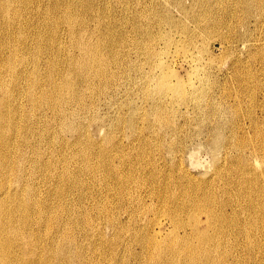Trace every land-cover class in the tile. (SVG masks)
Returning a JSON list of instances; mask_svg holds the SVG:
<instances>
[{"label":"rangeland","instance_id":"obj_1","mask_svg":"<svg viewBox=\"0 0 264 264\" xmlns=\"http://www.w3.org/2000/svg\"><path fill=\"white\" fill-rule=\"evenodd\" d=\"M244 1L249 3L245 2L243 4ZM214 2L213 0H201V2L200 0H92L91 4L96 7L83 12L86 20V34L96 38L101 35L107 36V32L110 30L109 32L113 37L115 34V37H119H117L119 41L115 40V43H113V37L108 39L109 42L102 43L103 53L105 57L109 58H107L109 74L114 72V74H118H116L118 77L111 80V83H109L111 86L108 85L105 89L106 92H103L104 94L98 91L96 85H92V87L80 83L77 86L78 89L75 88L78 92L81 91L84 95L86 94L84 101L86 108L77 115L78 118L71 119L75 126L71 130L62 129L60 127L61 119H59L61 116L55 117L54 113L47 109L48 107L44 108L45 112L43 111V114L47 116H43L44 122L42 119V121L38 120V123L35 120V127L37 128L34 127V135L36 137L33 135L30 138V140L32 139L31 144L33 147L35 146L37 152L35 150L32 154V150L26 149L29 154L25 159H27V163L32 164H30L32 167L25 162L26 164L22 168L24 171L21 170L20 172H23L22 175H26V184L35 186L34 189L40 196V198L37 196V203L39 205L42 203L39 207L43 206L41 209H43L42 212H45V214L44 212L42 214L45 217L42 216L40 220L42 221L41 230L44 229L43 232H45V220L48 219L50 213L52 216L55 214L60 216L59 219H55L57 215L54 217V225L66 221L70 223L72 220L74 222L73 224L71 221L73 224L71 228L72 235L82 244L83 254L89 256L88 259L90 258L85 264H91V260L92 264H137L138 262L148 264L146 249H143L140 241L142 238L146 239L151 232L155 233L156 231H160L163 237L170 236L168 232L174 226L173 218L170 217L168 212L173 205L172 196L175 195L177 201L187 200L188 198L197 200L201 205L204 204L207 196H210L219 205L217 203L218 199L219 201L221 198L229 199L225 190L231 189L234 191L236 188L240 189L241 187L239 184L236 187L233 182L237 180L238 175L242 172H244L243 175H246L248 170L245 171V168L239 169L237 165V163L240 164L238 154L233 151L231 146L234 139L247 138L252 140L253 144L257 143L258 140L255 138L256 129L251 126V118H257L260 127L264 128V0H214ZM205 10L206 12H204ZM26 14L28 13L23 11L21 14L23 18L21 16L22 19H20L23 23L17 25L26 24L28 18ZM169 14L170 16H168ZM200 14H204L203 18ZM35 16L36 14L31 13L29 19L37 18ZM97 17L99 20H96ZM215 18L220 20L221 24L218 23L220 25L211 22ZM0 20L2 21V17ZM165 20L167 21L164 22ZM15 23H18V21ZM97 24L98 26H96ZM28 25L32 26L31 24ZM202 25L203 27H201ZM209 26L211 30L208 28ZM67 28L68 26L65 25L58 28L56 37L59 43L52 40L49 42L46 38L45 40L42 39V42L32 44L35 48L31 50L41 51V61L39 63L43 73L50 66L51 49H56L53 56L57 55L59 60L57 67L60 65V68L65 67L68 54L80 55L79 49L77 50L76 47L71 46L70 38H67L65 34ZM204 28L208 30H204ZM46 30L47 28L43 30L46 32H44V36L48 37L50 35ZM203 31L204 33H202ZM195 33L196 35H194ZM230 33L233 34L230 35ZM167 35L168 37H166ZM59 36H62L61 42ZM194 37L196 38L194 39ZM47 48H51L49 52ZM57 49H62L60 50L61 53H56ZM66 50L67 52H65ZM28 51L30 52L25 47V54L30 56L31 53L28 55ZM112 58L114 59L112 60ZM130 65L132 68H130ZM163 65H166L167 68L163 69ZM23 66L31 68V63L22 65L20 68ZM163 71L170 77L175 89L174 91L169 90L170 93L166 95L165 99L156 100V98H153L156 95L154 84L148 79H150V76L158 75ZM192 81L200 86L198 92L200 94L197 101L191 100L186 105L181 101V92L184 89L187 90ZM94 86H96L95 89ZM26 88L27 86L24 89ZM19 100H22L25 104L23 110L26 113L30 112L27 100L22 97ZM156 103L157 105H155ZM76 105L77 102H73L69 105L71 107H68L74 109ZM151 107L152 109H150ZM209 112L212 114L210 115ZM46 118H49V120ZM24 122L23 120L22 123L24 124ZM160 122L163 123H161L163 127ZM26 123L29 124L30 122ZM39 123L43 127L40 128ZM205 124L210 125L206 126ZM204 125L206 128H204ZM134 126L135 128H132ZM40 129H43V132ZM37 130L43 135L45 134L44 138L40 137V139L36 135L38 134L36 133ZM246 154L249 156L248 151ZM248 158L250 159L251 169H254V166L257 167L256 164L252 163L253 159L250 156ZM36 159L41 162H48L49 167L43 166L41 168L40 165L36 167L33 165V160ZM105 161L106 165L103 164ZM261 162L264 164V154H261ZM263 164L261 165L264 166ZM98 165L100 166L98 167ZM28 167L32 169L30 170ZM261 181L262 192L264 189V174L261 175ZM150 188L151 190L152 188L161 190L162 193H165V196L169 197V200L162 203L163 199L158 201L156 198L154 202L152 201V204L148 198L143 199ZM253 195L255 196L257 193ZM200 196H202V199ZM247 202H243V204H247ZM179 212V215L176 216L179 221L184 220V223H193L194 218L186 215L187 212ZM198 217L205 220L206 214L200 211ZM111 218L112 220H110ZM110 221H113V223ZM182 221L181 223H183ZM109 225L112 226V229ZM153 228L154 230H152ZM84 230L88 231L87 236H83ZM52 234L53 232H51ZM222 237L220 240L215 238V241H222L224 247L222 246L220 250L214 249V254L216 252L215 255H217L219 254L217 252H225V250L230 251L234 255L231 256V258L234 257L231 263L238 264L240 261L237 258L235 259V256L244 254L245 251L242 250L240 245L245 242V239L242 236L240 238L237 233L230 232L225 233ZM261 238H258L260 242H263V244L261 242V249L256 248L254 253L259 255L260 259H264V231L262 230ZM172 241L175 242L176 240L172 238ZM231 242H234V245ZM95 243L99 244L96 245ZM108 243L110 244L108 245ZM152 249L150 250L152 251ZM141 258L145 260L141 261Z\"/></svg>","mask_w":264,"mask_h":264},{"label":"bare ground","instance_id":"obj_2","mask_svg":"<svg viewBox=\"0 0 264 264\" xmlns=\"http://www.w3.org/2000/svg\"><path fill=\"white\" fill-rule=\"evenodd\" d=\"M91 1L90 0H0V18L2 17V21L0 20L1 21L0 22V264H85L90 259V258L88 259L89 256L87 257L85 254H83V251L81 250L82 244L79 243V241H77V239L72 235L73 232L71 231V228L73 227L74 222L71 220L73 222V224H72L69 218L68 219H69L70 223L65 220L66 222H63L61 224H56V225H58V226H56L53 224V220L55 221V219H59L60 216H58V214H55L54 216H52L50 213L48 219L45 220V222H46L45 232H43L44 229H43V231L41 230L42 221H40V220L42 219V216H44V215H42L44 211L42 212L43 209H41L43 206H41V208L39 207L42 203L40 205H39V203H37V198H38L37 196H39V194L36 193V191L34 189L35 186H33V185L30 186L29 184H26L27 183L26 182L27 179L25 178L26 175H22L21 173H23V172H20V171L23 170L22 169L23 166H25V164L27 163L26 162L27 159H25V157L27 156V154H29V152L27 153L26 149L29 148L30 150H32L33 151L32 154L35 152V150L37 152V149L34 148L35 146L33 147V145L31 144L32 139L30 140V138L33 137L34 132H35L34 130H35V128H37V127H35L36 126L35 122L37 121V123H38V120L42 121L44 119L43 116H47L46 114L45 115L43 114L44 108L48 107L47 109H50L52 111V113H54L55 117L61 116L59 119H61L60 120V122H61L60 127L62 129L71 130L72 127L75 128L74 123L71 119L72 118L74 119V117L78 118L77 115H79L80 112L82 113L84 111V109L86 108V105H84L86 94L84 95V93H82L81 91L78 92L77 86L80 83L81 84H87L88 86L96 85L98 91L103 93V92H106L105 89L108 87L109 83H111V80L114 77L115 78L118 77L117 76L118 74L116 72L115 73L117 75L114 74V72L109 74V71H108V65H109L108 59L109 58L105 57V55L103 53V48H102V46H103L102 43L103 42L105 43L106 41H108V39H110V38L112 39V37H113L111 35V33L109 32L110 30L107 32L108 33L107 36L101 35L100 37H96V38H93L92 36L86 34V26H85L86 20L84 17L85 15L83 16V12H86L87 9H94V7H96V6H93L91 4ZM200 2H201V0H200ZM213 2H214V0H213ZM245 2H248V1H244L243 4ZM178 3H179V1H178ZM221 3H222V1H221ZM236 3H238V2H236ZM250 3H252V2H250ZM177 5H179V4H177ZM239 6H240V4H239ZM107 8H108V6H107ZM226 8H227V6H226ZM97 10H99V9H97ZM196 10H197V8H196ZM219 10H221V9H219ZM233 10H234V8H233ZM23 11L28 13V14H26V15H28V18L26 19V24H25L26 26L24 24L17 25L21 22L23 23V21L20 20L23 18V16L21 15L23 13ZM238 11L240 12L239 9H238ZM88 12H89V10H88ZM204 12H206V10ZM221 12H222V10H221ZM232 12H234V11H232ZM258 12H259V10H258ZM31 13L36 14L37 18H35V19L31 18V20H30L29 15H31ZM228 13H230V12H228ZM101 14H102V12H101ZM214 14H215V11H214ZM236 14H237V12H236ZM92 15H93V12H92ZM200 15H202V14H200ZM203 15H202V18H203ZM228 15H230V14H228ZM241 15H242V13H241ZM21 16H22V18H21ZM97 16H99V15H97ZM168 16H170V14ZM190 16H192V15L190 14ZM235 16H238V15H235ZM246 16H247V14H246ZM164 17H165V15H164ZM217 17H218V15H217ZM226 17H228V16H226ZM226 17H225V19H226ZM233 17H230V18H233ZM24 19H25V17H24ZM206 19H208V18H206ZM96 20H99L98 17ZM239 20H240V18H239ZM241 20H242V18H241ZM16 21H18V23H15ZM166 21L167 20H165L164 22H166ZM24 22H25V20H24ZM197 22H199V21H197ZM211 22H213L217 25L218 23H220V20L218 18H215V19H212ZM101 23H102V21H101ZM204 23H205V21H204ZM241 23H242V21H241ZM28 24H31L32 26H29ZM98 24L96 26H98ZM220 24H218V25H220ZM12 25H14V26H12ZM15 25H17V26H15ZM46 25H48V26H46ZM61 25L68 26V28L65 29V34L67 35V38H70L71 46L72 47L74 46V48L76 47L77 50L79 49L80 55L77 56V55H71V54L67 53L68 57L66 58L65 67L60 68L59 64H58L59 67H57V63L59 61L57 58V55H55V57L53 56V53L56 49L47 48L48 52L51 49V53H52L51 57L52 58L51 57L49 58V59H51L50 63L48 62L50 64V66L48 64L49 68L46 69L47 71L45 70L46 72L43 73V69L39 63V61H41L40 60V52L41 51L37 50V49L31 50L32 48H35V46L32 44H34V43L36 44L37 42H42L41 40L42 39L45 40L46 38H48L49 42H51V40L58 42L59 40L56 37V35H57V30ZM103 25H104V23H103ZM172 25H173V23H172ZM205 25H206V23H205ZM241 25H243V24H241ZM89 26H90V23H89ZM99 26H101V25H99ZM180 26H182V25H180ZM210 26L208 27L209 29H210ZM201 27H203V25ZM206 27H207V25H206ZM45 28H47L46 31H48V34L50 35L48 37L44 36L45 31H43V30H45ZM205 29H207V28H204V30ZM113 30L116 31L115 29H113ZM189 32H191V31H189ZM197 32H198V30H197ZM202 33H204V31ZM232 34L230 33V35H232ZM234 34H236V33H234ZM150 35L152 36V34H150ZM155 35H156V33H155ZM194 35H196V33ZM115 36H116V34H115ZM115 36L113 37V39H114L113 40L114 42L112 41L113 43H115V40L119 41V39H118L119 37L117 36L118 37L117 38ZM59 37H60V42H61L62 36H59ZM120 37H122V36H120ZM166 37H168V35ZM188 37L190 38V36H188ZM196 37H194V39ZM149 38H150V36H149ZM25 47L28 50H30V52L28 51L29 52L28 55H30V53H31L30 56H27L25 54V52H24ZM68 49H70V48H68ZM60 50H62V49H60ZM60 50H58L56 53L60 52ZM65 52H67V50ZM151 52H152V50H151ZM114 53H115V51H114ZM113 56L115 57V55H113ZM113 59L114 58H112V60ZM29 62L31 63V66H30L31 68H29L28 66H26V67L23 66L22 68H20V66L28 64ZM119 63H120V60H119ZM130 68H132V66ZM166 68H167L166 65H163V69H166ZM111 71H112V69H111ZM121 72H122V70H121ZM163 72L158 74V75L150 76V79H148V80H150L151 83L154 84L155 88L154 87L153 88H154V91L156 92L155 93L156 95L153 94V95H155V97L153 96V98H156V100L157 99H165L166 95H168L170 93L169 90L174 91V89H175V88H173V84L171 83L170 77L166 74V72H164V73ZM199 85H200V83H199ZM26 86H27V88L24 89ZM96 86H94V89ZM109 86H111V85H109ZM76 87H77V89H75ZM199 89H200V86H198L196 84V82L192 81L188 85L187 90L184 89L181 92V95H182L181 101L183 103H186V105L189 104L188 102L191 100L197 101V97L200 94V93H198ZM145 94L146 93L144 92V95ZM148 96H150V95H148ZM151 96H152V94H151ZM21 97L27 100V102H28L27 105H29L30 110H31L30 112L26 113L25 110H23V108H25V104H24V102H22V100L21 101L19 100V99H21ZM99 101L101 102V100H99ZM73 102H77L76 107L74 109H69V107H71L69 105H71V103H73ZM202 103H200V104L202 105ZM155 105H157V103ZM150 109H152V107ZM203 109H205V108H203ZM159 110H161V109H159ZM148 112H149V110H148ZM209 113H210V115L212 114L211 112H209ZM47 114H48V112H47ZM194 115H195V111H194ZM130 118H131V116H130ZM23 120L25 121L24 124L22 123ZM33 120H34V122H33ZM47 120H49V118ZM47 120H45V122H47ZM132 120H131V122H132ZM250 121H251V126L254 129H256L255 138H257L256 140H258L257 143L253 144L252 140H249L247 138H245V139L244 138L243 139H234V143L231 146L233 151L238 154L240 164L237 163V165H238L239 169L245 168V171H246V169L248 170L246 175H243L244 172H242V174L238 175L237 180H235L233 182L236 185V187L238 186L237 184H239V186H241L240 189L236 188V190H234V191L231 189L225 190V193L229 196V199L225 200V199L221 198L220 201L218 199L217 203H219V205L216 204L215 199L210 197V196L209 197L207 196V198L205 199L206 201L202 205H201V203H198L199 201L197 202V200H192V199L188 198L187 200H182V201L178 200L177 201V199H176L177 197L175 195L172 196L173 199L171 201H172L173 205L168 210V212L170 214V217L173 218V220L172 219L171 220L174 222V226H173V229L169 230L171 232V234H170V232H168L170 236L169 237H163L162 236L163 234L160 231H156L155 233H152L151 231L154 230L155 226L150 231L151 233L149 234V236L147 238L145 237L146 239L142 238V236L140 237L137 234V236L142 238L140 242L142 244L143 249H146L145 251L147 252V256H148V259H147L148 264H229V263L233 262V260H234L233 259L234 257L231 258V256H234L232 254V252L224 249L225 252L221 250L222 252H217L219 254L215 255L216 252L214 254V249L220 250V248L223 246L222 245L223 242L222 241L220 242L218 240L223 238L222 236H224L225 233H227V232L237 233V235L240 236V238L242 236V238L245 239V242L240 245L242 247V250H244L245 252L243 254L242 251H240L242 254L240 253L241 254L240 256L239 255L235 256V259L237 258L241 263H245V264H264V259H260L261 257H259V255L254 253V250L256 248L261 249V242L262 241L260 242V239H258V238H261V230L264 231V189L261 192V188H262V186H261V182H262L261 181V175L264 174V166L261 165V164H263V162H261V154H264V128L260 127L261 125H260L259 120L257 118H251ZM26 122H30L31 124L30 123L27 124ZM32 122L34 123L33 125H32ZM43 122H44V120H43ZM161 123L162 122H160V125H161ZM199 124H201V123L199 122ZM202 124H203V122H202ZM40 125H38V126H40ZM205 125H204V128H206ZM208 125H210V124H207L206 126H208ZM41 127H43V125H41L40 128ZM132 128H135V126ZM214 129L216 130V128H214ZM49 130H50V128H49ZM40 131L43 132V129L42 130L40 129ZM40 131H38V130L36 131V133H38L36 135H38L39 138L45 136V134L43 135V133H41ZM34 137H36V136L34 135ZM169 146H172V145H169ZM247 151L249 153V156L253 159L252 163L257 165V167L254 166V169H251L250 159L248 158L249 156L246 154ZM122 153H123V151H122ZM30 156H33V155H30ZM30 156H28V157H30ZM94 156H95V154H94ZM262 160H263V158H262ZM99 161H101V160H99ZM33 163H34L33 165H35L36 167H38L39 165L41 168H43V166H46V167L48 166V162H41V161H38V159H36L35 161L33 160ZM30 164L31 163H29L28 165H30ZM103 164L106 165V161ZM99 166L100 165H98V167ZM50 168H51V166H50ZM113 168H115V167H113ZM229 168H231V167H229ZM28 169H30V168L28 167ZM97 169H99V168H97ZM181 169H183V168L181 167ZM179 170H180V168H179ZM227 170H228V168H227ZM26 171H27V169H26ZM111 171H113V170H111ZM237 171L240 172L241 170H237ZM222 172H224V171H222ZM114 174H116V173H114ZM61 175H63V174H61ZM111 175H112V173H111ZM120 175H121V173H120ZM121 176L119 177L120 179H121ZM179 176H180V174H179ZM188 176H190V175H188ZM115 178L117 179V177H115ZM127 178H129V177H127ZM229 180H230V178H229ZM28 183H29V181H28ZM80 183H81V181H80ZM117 183H118V181H117ZM112 184H113V182H112ZM124 184H125V182H124ZM180 184H182V183L180 182ZM76 185H77V182H76ZM114 185H115V183H114ZM155 185H156V183H155ZM164 185H166V183H164ZM232 187H233V185H232ZM226 188H228V186H226ZM210 193H212V192H210ZM223 193H224V190H223ZM255 193H257V195L254 196L253 194H255ZM261 193H262V195H261ZM108 194H110V193H108ZM213 194H214V192H213ZM185 195H186V193H185ZM194 196H196V195H194ZM181 197H183V196L181 195ZM201 197L202 196H200V198ZM39 198H40V196H39ZM147 198L149 200H151V202L152 201L154 202V200H156V198L158 199V201L163 199L164 201L162 203H164L165 201L167 202V200H169V197L167 195L165 196V193H162L161 190H157L156 188H152V190L150 188V190H148V192H146V195H145V197H143V199H147ZM246 201H248L247 204H245V203L243 204V202H246ZM153 202H152V204H153ZM11 203H13L12 205H14V206H12ZM164 207H166V206H164ZM228 208H230V210H228ZM179 211L187 212L188 214H186V215H190V217H193L194 218L193 223L192 224L184 223L183 222L184 220L179 221V219L176 218V216L179 215V213H180ZM200 211H203L206 214L205 220H202V218L199 219L198 213ZM44 214H45V212H44ZM54 217H55V219H54ZM66 219H67V217H66ZM113 219H114V217H113ZM43 220H44V218H43ZM110 220H112V218ZM80 221H82V220H80ZM181 221L183 223H181ZM61 222H62V220H61ZM110 222L113 223V221H110ZM173 222H171V223H173ZM75 224H76V221H75ZM111 227L112 226H110V228ZM119 227H121V226H119ZM51 232H53L52 235H51ZM91 232H89V233H91ZM95 232H97V231H95ZM100 232H102V231H100ZM94 233H93V235H95ZM87 235H88V231L84 230L83 236H87ZM147 235H148V232H147ZM172 238L175 239L176 241L173 242L174 240L172 241ZM215 238H218V240L215 241ZM136 242L138 243L139 241H136ZM97 244H99V243H97ZM109 244L110 243H108V245ZM262 244H263V242H262ZM93 245H94V243H93ZM101 246H102V244H101ZM236 246H237V244H236ZM152 248H155V249L153 250ZM150 249H152V251ZM231 250H232V248H231ZM130 251H131V249H130ZM98 253H100V252H98ZM135 255H136V253H135ZM135 255L133 254V256H135ZM142 260H145V259L141 258V261ZM240 262L238 264H241ZM138 263L140 264V262H138ZM91 264H92V260H91ZM127 264H129V263H127ZM231 264H233V263H231ZM235 264H237V263H235Z\"/></svg>","mask_w":264,"mask_h":264}]
</instances>
